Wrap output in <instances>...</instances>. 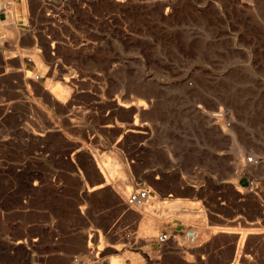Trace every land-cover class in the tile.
<instances>
[{
	"label": "rangeland",
	"instance_id": "rangeland-1",
	"mask_svg": "<svg viewBox=\"0 0 264 264\" xmlns=\"http://www.w3.org/2000/svg\"><path fill=\"white\" fill-rule=\"evenodd\" d=\"M0 6V264H74L95 253L103 264L157 260L152 237L175 213L157 194L147 211L125 205L153 166L194 182L257 181L259 228L230 234L236 248L217 261L264 264V0ZM186 205L192 220L202 216L200 204Z\"/></svg>",
	"mask_w": 264,
	"mask_h": 264
},
{
	"label": "crops",
	"instance_id": "crops-1",
	"mask_svg": "<svg viewBox=\"0 0 264 264\" xmlns=\"http://www.w3.org/2000/svg\"><path fill=\"white\" fill-rule=\"evenodd\" d=\"M6 19L7 13L0 6V22ZM147 170L154 175L148 184L152 197L157 194V202L164 204V210L175 213L171 220L162 221L160 224L159 233H168L171 237L163 244L152 241V247L160 256L150 264H218L217 258L221 253L231 254L236 248V241L230 239V234L240 233V230H249L252 227L259 228L252 226L257 222V216L251 215L247 176L240 177L237 182L226 179L224 175L213 177L214 180L210 181L194 182L186 179L185 172L181 170L171 175L168 173L172 171L164 167L153 166ZM156 172H160L157 177ZM177 201H183L185 204L174 210L165 206ZM188 203L200 204L199 212H202V216L199 219L192 220L191 216L195 211L186 205ZM150 218L160 222L156 217ZM139 224L140 215L134 214L133 228L137 230ZM198 233H203V236ZM178 238L186 240L181 243ZM197 238L203 240L192 246L186 244L194 242ZM186 251L193 259L186 258ZM204 251L207 254L206 262H203L201 257ZM230 261L224 264L231 263Z\"/></svg>",
	"mask_w": 264,
	"mask_h": 264
},
{
	"label": "built area",
	"instance_id": "built-area-1",
	"mask_svg": "<svg viewBox=\"0 0 264 264\" xmlns=\"http://www.w3.org/2000/svg\"><path fill=\"white\" fill-rule=\"evenodd\" d=\"M40 75L35 74L34 79H39ZM191 85V82H189ZM230 125V123H227ZM247 162L250 164H257L259 162V158L254 155L247 156ZM247 188L250 192L257 193L260 192V184L255 181L254 179H248V185ZM149 197H152L151 194V188L146 186L137 185L134 189H132L125 200L126 207L129 208H139L143 211H147L146 209L151 205L149 202ZM127 236H132L133 240L131 242V245H136L138 241L141 239L140 237H137L133 234H126ZM171 235L168 233H158L157 235L153 236L151 241H156L160 244L165 243L170 239ZM97 252V251H96ZM94 258L92 260L86 259L81 260L77 256H73L72 261L74 264H103L101 258L97 253L94 254Z\"/></svg>",
	"mask_w": 264,
	"mask_h": 264
},
{
	"label": "bare ground",
	"instance_id": "bare-ground-1",
	"mask_svg": "<svg viewBox=\"0 0 264 264\" xmlns=\"http://www.w3.org/2000/svg\"><path fill=\"white\" fill-rule=\"evenodd\" d=\"M20 2H22V1H20ZM12 14H13V12H12ZM12 18H13V17H12ZM2 26H3V25H2ZM3 27L6 29V35H7V36H10V37H16V36H17V34H18V30H17L16 28H11V29H9V28L7 27V28H8V29H7L5 26H3ZM14 27H15V26H14ZM5 29H4V30H5ZM0 41H1V37H0ZM26 74H27V73H26ZM28 74H29V73H28ZM122 106H123V107H126V108H127V107H130V105H128V104H122ZM140 106L143 107V106H145V105H144L142 102H138L134 107H135L136 110H138ZM224 115H227V114H224ZM224 115H223V116H220L221 119H225V118H224ZM228 117H229V119H231L230 116H228ZM211 118H217V119H219V117H211ZM231 120H232V119H231ZM227 123H228V122L225 120V121L222 123V125L225 126L226 128H229V127H227V125H228ZM132 124H133V125H136V121L133 122ZM211 124H212V123H211ZM147 221H150L149 218L147 219ZM204 238H205V237H204ZM88 246H91V244H88ZM85 248H86V247H85ZM86 249H87V248H86ZM87 250L89 251V249H87ZM98 250H99V251L102 250L101 247H98ZM91 252L93 253V251H91ZM91 252H89V253H91ZM97 254H98V253H97ZM89 260H92V259H89Z\"/></svg>",
	"mask_w": 264,
	"mask_h": 264
}]
</instances>
